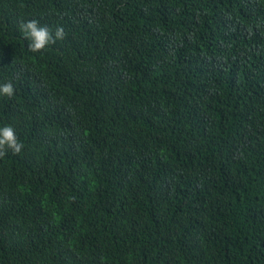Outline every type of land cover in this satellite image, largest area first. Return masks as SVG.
<instances>
[{"label": "trees", "instance_id": "obj_1", "mask_svg": "<svg viewBox=\"0 0 264 264\" xmlns=\"http://www.w3.org/2000/svg\"><path fill=\"white\" fill-rule=\"evenodd\" d=\"M9 81L0 264H264V0H0Z\"/></svg>", "mask_w": 264, "mask_h": 264}, {"label": "clouds", "instance_id": "obj_2", "mask_svg": "<svg viewBox=\"0 0 264 264\" xmlns=\"http://www.w3.org/2000/svg\"><path fill=\"white\" fill-rule=\"evenodd\" d=\"M23 38L27 43L28 51L37 53L43 51L46 47L63 40L66 36L63 26H57L53 32L48 26H42L36 19L21 22L19 25ZM14 87L12 82H6L0 85V95L12 97ZM24 144L19 141L15 129L10 125L0 127V158L6 155L8 150L13 154H19Z\"/></svg>", "mask_w": 264, "mask_h": 264}]
</instances>
